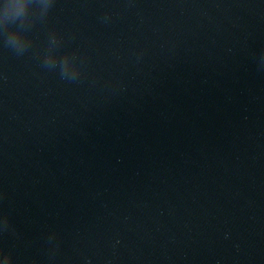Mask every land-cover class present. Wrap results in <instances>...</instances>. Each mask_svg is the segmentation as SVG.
Returning <instances> with one entry per match:
<instances>
[{
	"label": "clouds",
	"instance_id": "clouds-1",
	"mask_svg": "<svg viewBox=\"0 0 264 264\" xmlns=\"http://www.w3.org/2000/svg\"><path fill=\"white\" fill-rule=\"evenodd\" d=\"M54 0H0V33L4 35V44L18 54L25 52L31 45V39L27 35L28 30L37 19L47 15ZM51 44H57L58 39L55 33L50 37ZM54 50L49 48L44 56V65L55 68L57 63L60 66L62 78L75 79L80 71V66L75 62V56L65 54L62 58L54 59ZM69 57L72 59L69 72ZM4 257L3 264H11V254L0 251Z\"/></svg>",
	"mask_w": 264,
	"mask_h": 264
}]
</instances>
